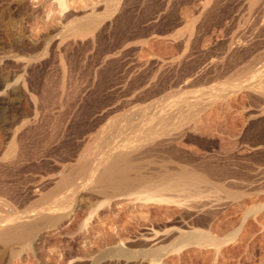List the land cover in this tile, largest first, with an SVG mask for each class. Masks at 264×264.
<instances>
[{
  "label": "rangeland",
  "instance_id": "374dc122",
  "mask_svg": "<svg viewBox=\"0 0 264 264\" xmlns=\"http://www.w3.org/2000/svg\"><path fill=\"white\" fill-rule=\"evenodd\" d=\"M114 1L0 0V153L9 141L8 125L14 117L18 116L19 122L34 117L38 121L34 140L39 144V156L22 163L11 175L0 176L19 194L25 195L32 184L52 174L57 163L66 164L85 153V142L105 129L113 117L120 120L129 108L132 107L128 110L131 111L136 105L141 108L150 104L152 100L146 99L144 84L149 85L154 80L156 83L159 78L157 83L160 82L164 90L151 97L153 100L163 96L171 100L185 90L204 91L207 96L230 91L236 83L248 78L250 73L244 76L239 70L252 62L251 58L264 60V26L250 25L239 28L242 34L237 32L238 23L243 21L245 0L219 2L217 8L219 6L220 11L230 6L240 10L235 11L234 22L226 19L223 27L215 15L218 9L212 11L216 13L208 20L203 16L208 24L200 17L204 0H128L129 24L126 27L116 24L102 30L95 39L91 34L83 39L67 35V25L75 19L90 12L94 6L100 5L102 12L107 2L113 4ZM230 38H233L232 43ZM239 39L240 45L246 40L253 44L250 46L245 42L238 49ZM236 51L241 53L238 60L244 57L240 62L237 60L240 64H233L232 71L230 68L220 77L200 78L203 82L196 79L184 89L181 80L184 65L191 72H196V68L200 72L205 67L210 69L229 62ZM112 54L116 56L104 62L106 56ZM246 59L247 65L244 64ZM165 70L173 72L167 74ZM46 82L53 100H68L67 96L77 91V96L70 101L79 99V102L73 107V104L61 106L59 101H54L51 110L46 111L42 106ZM238 88L226 98L214 101L192 122L187 121L191 123L189 132L178 142L179 149L185 154L200 157L197 162L200 160L202 165L230 175L225 182L234 176L232 180L238 181L239 185L238 182H227L233 193L210 189L204 200L209 199L211 205L200 213L188 214L186 207L192 204L194 197L181 199L175 195L162 197L141 193L133 201L123 197L86 199L72 221L66 224L65 231L61 233L54 227L45 229L33 249L19 248L12 255L0 248V264H264V184L258 182L264 176V149L255 150L258 145H263L264 129L261 128L264 120L253 119L254 111L260 106L250 99L245 88ZM103 112L106 114L102 115ZM32 139L27 138L29 142L34 141ZM47 139L50 143L45 146ZM256 142L261 144L256 146ZM249 180L252 183H247ZM13 204L20 205L16 206L18 210L27 211L33 204L40 205L41 202L34 196L30 200L17 199ZM73 206L74 203L71 208ZM196 228L207 238L195 243L179 238L180 232ZM119 249L124 253L119 254ZM153 250L158 253L147 254ZM102 251L110 254L98 258Z\"/></svg>",
  "mask_w": 264,
  "mask_h": 264
},
{
  "label": "bare ground",
  "instance_id": "6f19581e",
  "mask_svg": "<svg viewBox=\"0 0 264 264\" xmlns=\"http://www.w3.org/2000/svg\"><path fill=\"white\" fill-rule=\"evenodd\" d=\"M220 1L221 0H204V4L200 10L201 11L200 17L203 18L204 16L205 19L208 20L210 16H213L214 13L217 12V14H215L217 15V18H218L217 22L219 23L220 26L223 27L226 24L224 23V20L226 19H230V21L234 22V19H236L234 18L236 17L234 16V13L237 9L234 8V6H230V7L227 6L228 8L226 7L227 8L226 10L222 11L221 9L220 11L219 10L220 7L218 6L217 8V5L218 4L220 5L219 3ZM245 1L246 3L245 2L243 3L245 4L244 7H246L244 8L245 11L243 10L244 11L242 15L243 21L238 23L237 26L239 27L237 28L239 31L237 30V32H240V29L242 27H248L250 25L260 24L261 26L262 24L264 26L263 24L264 23V0H245ZM128 2H129L128 0H115L113 4L111 3L109 4V2H107L102 12L99 11L101 9L100 5L92 7L93 9L91 8L92 10L90 12L84 13L82 16L78 17L73 22L71 21L72 24L69 23L71 25H67L69 26L67 27V30L69 32L67 33V35L82 38L85 35H86L85 37H87L89 34H91L90 36H93L92 38L95 39L102 30L106 31V29L108 30L110 29V27L112 26L114 27L116 24L122 27L123 26L126 27L129 24L128 23L129 20L126 15V12H127L126 8H127V5H129ZM215 9L216 10L218 9V11L212 12ZM237 11H240V10H237ZM158 16L156 15L155 18L157 19ZM205 19L204 21L206 22ZM211 21H209V23H211ZM206 23L208 24V22ZM193 25L191 24V26ZM201 26L203 25L201 24ZM234 28L236 27L234 26ZM253 30L254 29L252 28V31ZM162 32L164 31H161V33ZM246 35H247V32H246ZM243 36L245 37V35ZM81 38H80V41L83 39ZM233 38L229 39L231 43H232L231 40H233ZM237 39L238 38L236 36L235 40L237 41ZM240 39L242 40L241 37ZM230 42H228V44ZM190 43L189 45L191 46ZM240 43L241 41L239 42L238 49H240V46L243 44L242 43L240 45ZM246 44H249V43L246 42ZM228 46H230V44ZM233 46L231 45V47ZM184 47H186V51H187L188 47L186 45ZM247 49L250 50L251 48L249 47ZM239 51H236L234 55H232L234 56V58L231 57L232 58L231 62H230L231 58L229 57L230 58L229 59L227 56H225L227 57V59H229V62L222 61L223 63L221 65H216L210 69H205L206 65H204L205 67L203 68L204 70L200 72L198 71L197 68H196L197 70L196 72H191L189 70V67L184 65V75H183L184 77L181 78L182 82L184 83V89L188 87V85L191 84V82L196 79H198L199 82L200 81L203 82L202 79L200 78H203V77L205 78L207 76H216V77L219 76L220 77L222 76V74L224 73L226 74L227 70L232 71L233 64L238 62L242 57H244L242 56L238 60L242 51L244 52V49L241 51V53ZM232 53L233 52H231V54ZM250 54L251 52L248 55L249 57H250ZM114 55L115 54L106 56V58L104 59V62L107 59H113ZM177 58L179 60L180 57L177 56ZM224 59L226 58L223 57V60ZM255 59L257 58L255 57ZM255 59H253L254 60L253 61L251 58L252 62L250 63L248 62V65L246 63L247 59L244 60V62L246 61L244 64H246L247 66L244 65L245 67L240 69L239 71L242 70L241 73H243L244 76L250 73L248 75V78L246 76L245 80L243 81L241 80L242 83H239L238 85L236 83V85H234L233 87L234 89H231L230 91L228 90L227 92L226 91L220 92L219 91L220 88H219L218 93L211 94V95L208 94L207 96H205L204 91L194 92V91L185 90L184 92H181L180 94L178 93L179 95L176 94L177 97L175 96L176 98L171 99V100H168V98H163L164 96L162 98H157L153 100L151 97L159 94L160 90L163 88L161 87L162 84L161 85L159 84L160 82L157 83L159 81V78H158V81L156 80L157 81L156 83H154L155 82L154 80V82L151 81V84L147 83L149 85L145 86L144 84L143 85L145 88L144 92H146L147 94L146 93H145L146 95L144 93L143 94L146 96V99L150 98L152 100V101L150 100L151 101L150 104H148L149 103L148 102L147 105L141 108L139 107L141 105H139L138 107H136L137 106L136 105L135 109L133 108L134 110H131V111H128V110L131 109L132 107L129 108L126 111V113H124L123 116L121 115L122 117L120 116L121 117L120 120L115 119L117 116H115V118L113 117L114 120L109 122V124L107 125L105 129L99 130L96 134H94V136L90 140L88 139L89 141L87 143L85 142L84 144L85 153L83 154L79 153L80 155L78 154L79 156H77L76 158H72V159L70 158L71 161L68 163L66 162V164L57 163V165H55L56 170L54 169V172H52V174L46 175L48 177L46 178L45 176L44 177L45 179H43L42 181L40 180V182L36 184H32L29 190L26 189L27 191L25 195H23L22 193L19 194L17 191H15V189L10 184L9 185L5 184V182L0 179V248L3 251H8V252L10 251L11 255L15 254L19 248L30 247L33 249L35 247V244L37 243V240L41 238L42 233L44 232L45 229H49V228L52 229V227H54V229H57L61 233L65 231L64 228L66 224L68 225V223L72 221L73 216L76 215V213L79 210V206L83 203V201H85L86 199H92L93 197L95 198L123 197L124 199L130 200V201L137 199L136 196H138L141 193H149L151 196L158 195L162 197H166L168 195H175L181 199H183L184 197L185 198L194 197L195 200L192 202V204L186 207L185 211L188 214V213H194V212L200 213L204 211L206 208H208L209 205H211V202L209 201V199L204 200L205 197H208V195H205V193L210 189H216L218 191L233 193V191L229 190L232 187L230 188V186H228L229 187L228 189L227 182L228 184H237L238 181L232 180L234 176H232L233 178L231 180H227V182H225V180L228 177H230V175H227V173H225V171L221 169H215L209 166L202 165L201 163H199L200 160L197 162V159H200V157L193 158L190 155L185 154L182 150L179 149L178 142L181 139H183V137L187 135V133L189 132V126L191 124V123L189 124L190 121L192 122L193 119L200 116L208 108V106L211 107V104L214 101H217V99L219 100V98L220 99L226 98L228 94L239 89L238 87H240V89L245 88L249 94L248 96L250 97V99H253L254 103L258 102V105L260 106V109H256V111H254L256 114L253 117V119L256 120L257 118H259V120L260 119L264 120V60L263 59L255 60ZM239 62L238 64H240ZM28 63L30 64L31 62H28ZM178 64H180V62ZM190 64L192 65V63ZM200 67H201V64H200ZM174 68L176 69L175 66ZM167 69L169 70V68L166 67V70ZM166 70L165 72L167 73ZM177 70L179 73L180 70L179 69ZM177 70H175L174 72H176V74L178 75ZM172 72H171L172 76L170 75L171 77H173ZM163 75L165 76L164 73ZM238 76H241V75L239 74ZM168 77L169 76H167V79ZM212 80L214 79L212 78ZM163 81L164 83H166L165 80ZM142 88L143 87H141V89ZM226 89L227 88H225V90ZM49 91H50V87L48 83L46 82L42 90V93L44 94L42 106L45 108L46 111L51 110L52 105L54 104V101L55 102L59 101V105L61 106L66 105L68 103L70 106L73 104L72 105L73 107L79 102L78 101L79 99L77 100L75 99V101H70L71 98L77 96L75 95L77 91L73 92L74 93L73 95L67 94L68 100H65L63 98L53 100V96L50 94ZM221 91H224V90L221 89ZM141 92H140V95L142 94ZM212 92L214 93L215 91H212ZM33 96L34 95L30 96L31 100ZM35 98H33L34 102L36 101ZM34 104H37V103H34ZM136 108H140V109H136ZM104 113L105 112H103L102 115ZM21 120L19 122L18 116L14 117L12 119V122L9 123L8 125L9 132H10L9 141L7 143L5 150L0 153V176L11 175L16 169H19L22 163L27 162V160L30 161L37 155L39 156V153H40L39 144L38 142H36V140H34L35 135H36L35 132L37 130L36 126H38L36 125V123H38V121L36 122L37 117L36 118L34 117L33 119H23L22 121ZM259 120L257 121L259 122ZM259 128L260 127H258V129ZM261 129H264V125ZM121 135L122 137L121 139H119L118 136H121ZM28 137L33 138L32 140L34 141L29 142L27 140ZM48 142H49L48 139L44 141L45 146L48 144ZM261 142H262V138H261ZM261 142L260 143L258 142V143L261 144ZM258 143L257 142L255 143L256 146L258 145ZM262 144L263 145L261 146L258 145L256 148L254 147L255 150L264 149V138H263ZM38 158L39 157H37V159ZM50 167H53V166H50ZM39 178L37 179L38 181H39ZM42 178L43 177L41 176L40 179ZM262 178L263 179H259L262 181L258 180L259 184H264V176H262ZM247 183H252V182H250L249 180V182ZM238 185H239V182H238ZM246 187L249 188L250 185L248 186L247 184ZM252 188L253 187H251V189ZM262 189L264 190V188ZM34 196H37V200L41 202V204L40 205L33 204L32 208L29 207L30 209L25 208L27 209V211H24V209H22L23 211L18 210L16 206H20V205L13 204V202L17 199L30 200ZM162 199H166V198H162ZM73 203H74V206L73 208H71V205H73ZM179 238L186 242L195 243V242H199L201 240L206 239L207 235L201 230L196 228L193 230L180 232ZM117 252H119V254L124 253L120 249ZM157 253H158V250H153V251L148 252L147 254L156 255ZM109 254H110L109 252L102 251L98 255V258H103L105 256H108Z\"/></svg>",
  "mask_w": 264,
  "mask_h": 264
}]
</instances>
